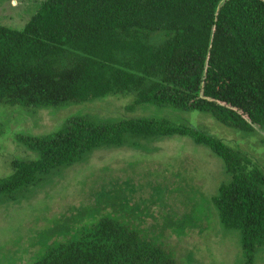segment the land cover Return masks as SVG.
Segmentation results:
<instances>
[{"label":"trees","instance_id":"obj_1","mask_svg":"<svg viewBox=\"0 0 264 264\" xmlns=\"http://www.w3.org/2000/svg\"><path fill=\"white\" fill-rule=\"evenodd\" d=\"M109 96L132 98L130 108L205 114L244 134L264 130V0H42L21 30L0 25L1 106L43 110ZM174 136L222 162L228 178L210 203L251 264L264 249L263 171L238 149L169 118L101 123L75 115L55 133L18 137L37 159L13 161L0 179V203L96 151ZM174 168L180 181L200 171L182 161ZM164 182L147 183L150 194L137 199L129 180L96 189L86 204L29 230L23 243L4 245L0 264H176L163 238L186 235L194 222L169 212L157 223L152 207L171 196Z\"/></svg>","mask_w":264,"mask_h":264},{"label":"rangeland","instance_id":"obj_2","mask_svg":"<svg viewBox=\"0 0 264 264\" xmlns=\"http://www.w3.org/2000/svg\"><path fill=\"white\" fill-rule=\"evenodd\" d=\"M42 0H0V25L21 30L31 19ZM128 96H109L83 104H66L58 108L23 110L0 105V179L12 172L13 161H35L18 137L41 138L57 132L72 116H82L101 123L124 119H172L208 133L231 148L244 153L264 173V130L244 134L224 127L210 116L196 112L181 113L171 108L134 106ZM199 165L200 171L176 177L178 163ZM192 176V178H191ZM222 162L209 151L195 147L190 139L169 137L139 141L136 147L105 149L92 153L80 164L61 169L39 185L29 188L13 200L0 203V249L14 240L24 242L29 230H39L46 219L67 214L71 206L86 204L89 193L115 184L131 181L136 187L135 198L148 197L147 183L161 180L168 184L171 196L165 192L156 201L152 214L162 224V216L173 213L178 218L191 217L193 225L186 235L169 232L163 238L176 264H246L240 254L239 235L225 231L219 224L210 198L227 181ZM142 187V188H140ZM141 189V190H140ZM152 194V193H151ZM251 264H264V249Z\"/></svg>","mask_w":264,"mask_h":264}]
</instances>
